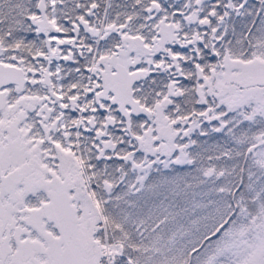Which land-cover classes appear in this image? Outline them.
<instances>
[{"label": "snow or ice", "instance_id": "snow-or-ice-1", "mask_svg": "<svg viewBox=\"0 0 264 264\" xmlns=\"http://www.w3.org/2000/svg\"><path fill=\"white\" fill-rule=\"evenodd\" d=\"M0 264H264V0H0Z\"/></svg>", "mask_w": 264, "mask_h": 264}]
</instances>
